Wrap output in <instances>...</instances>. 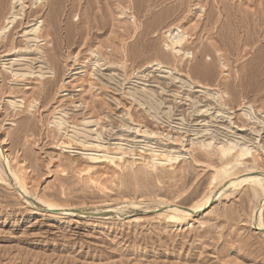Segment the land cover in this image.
<instances>
[{"label": "rangeland", "instance_id": "rangeland-1", "mask_svg": "<svg viewBox=\"0 0 264 264\" xmlns=\"http://www.w3.org/2000/svg\"><path fill=\"white\" fill-rule=\"evenodd\" d=\"M0 138V264H264V0H0Z\"/></svg>", "mask_w": 264, "mask_h": 264}, {"label": "bare ground", "instance_id": "bare-ground-1", "mask_svg": "<svg viewBox=\"0 0 264 264\" xmlns=\"http://www.w3.org/2000/svg\"><path fill=\"white\" fill-rule=\"evenodd\" d=\"M178 42L179 41H176V43H178ZM4 145H5V141L1 140V138H0V157H3L2 155L6 151L3 149ZM235 146H236V144L231 143L230 145L223 146L222 149L224 151H230V150L234 149ZM249 153H250V151L247 147L246 148L242 147V151H241L240 155L245 156L246 154H249ZM8 167L10 168V165ZM248 182L254 183L257 186L259 185L263 188L262 191H263V199H264V169L259 170V171L249 172V173L245 174L244 176L235 179V181H233L232 184L237 185V184L248 183ZM211 199H212V196L210 195L203 202L198 204L197 207L206 208L209 205ZM48 205L51 207V209L58 210V211H63L66 209L64 206L63 207L60 205L58 206L56 203L50 202V203H48ZM173 210L175 211V214L173 213L172 215H170L172 220H178L179 214H181V213L183 214L184 217L187 216V217L191 218V216L193 215V212H194L193 209H187L184 211V210L176 208ZM187 217L185 219H187ZM255 217H256L255 224H257L260 229H264V221L262 218L261 210L255 212ZM262 231H264V230H262Z\"/></svg>", "mask_w": 264, "mask_h": 264}]
</instances>
